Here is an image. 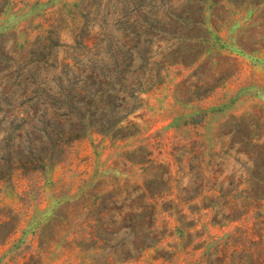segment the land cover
Segmentation results:
<instances>
[{
    "label": "rangeland",
    "instance_id": "374dc122",
    "mask_svg": "<svg viewBox=\"0 0 264 264\" xmlns=\"http://www.w3.org/2000/svg\"><path fill=\"white\" fill-rule=\"evenodd\" d=\"M0 264H264V0H0Z\"/></svg>",
    "mask_w": 264,
    "mask_h": 264
}]
</instances>
